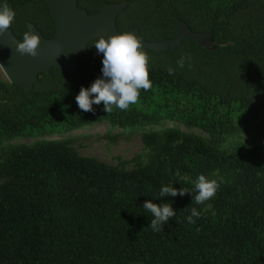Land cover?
<instances>
[{
	"label": "trees",
	"instance_id": "1",
	"mask_svg": "<svg viewBox=\"0 0 264 264\" xmlns=\"http://www.w3.org/2000/svg\"><path fill=\"white\" fill-rule=\"evenodd\" d=\"M131 1L129 10L137 5ZM139 2L136 15H149L150 23L122 24L124 32L170 39L181 19L226 45L209 50L184 40L165 52L143 50L153 87L127 111L110 114L103 102L84 112L75 99L102 78L103 55L89 50L93 42L78 70L53 69L28 93L0 80V264H264V152L253 143L264 142V0ZM4 4L22 9L11 26L20 41L17 29L39 23L29 8L46 13L42 0ZM102 122L140 131L148 163L120 170L69 147L64 135ZM26 139L33 141H19ZM200 175L223 182L197 205L191 191ZM168 185L190 193L159 198ZM148 200L171 203L177 213L160 232L148 227ZM192 207L200 212L195 224L186 219Z\"/></svg>",
	"mask_w": 264,
	"mask_h": 264
},
{
	"label": "water",
	"instance_id": "2",
	"mask_svg": "<svg viewBox=\"0 0 264 264\" xmlns=\"http://www.w3.org/2000/svg\"><path fill=\"white\" fill-rule=\"evenodd\" d=\"M52 16L56 33L45 38L37 27L27 24L30 30L40 37L38 55H21L15 51L20 41L12 29L0 35V68L9 83L21 88L25 93L33 90L34 84L42 75H49L52 69L59 73H73L80 68V60L88 51V45L95 38L107 39L123 34L116 25V19L128 6V1L104 4L98 13L89 15L78 8L77 0H45ZM127 33L136 35L142 50L165 52L178 48L184 40H192L198 47L218 50L226 44L215 41L213 31L194 32L181 19H177V31L173 38L159 41L145 40L138 28Z\"/></svg>",
	"mask_w": 264,
	"mask_h": 264
},
{
	"label": "clouds",
	"instance_id": "3",
	"mask_svg": "<svg viewBox=\"0 0 264 264\" xmlns=\"http://www.w3.org/2000/svg\"><path fill=\"white\" fill-rule=\"evenodd\" d=\"M16 13L7 4L0 7V35H3L11 28ZM40 37L34 34L30 28L23 34V40L16 45L15 51L21 55H38ZM93 46L98 54L103 55L102 78L96 79L90 88L82 87L75 97L78 107L84 112L93 111V105L104 104V111L107 114L113 112L114 108L127 111L131 105H135L141 90L149 91L152 81L149 78V57L142 50L140 39L133 33L113 35L105 39L103 36L95 38ZM89 47V46H88ZM190 60V56L187 57ZM186 57L181 56L177 61L179 68L185 65ZM169 75H173L175 69L167 68ZM94 98H91L93 97ZM220 182L215 179H207L200 175L195 181L193 203L199 205L215 197L220 187ZM190 193L185 188L177 189L172 185L162 186L159 191V198L184 196ZM145 212L151 214V223L148 225L155 232L163 230V225L176 216L171 203H153L145 201L142 205ZM200 212L191 208V214L186 217L189 224H195L193 217H199ZM179 223V221H176Z\"/></svg>",
	"mask_w": 264,
	"mask_h": 264
},
{
	"label": "rangeland",
	"instance_id": "4",
	"mask_svg": "<svg viewBox=\"0 0 264 264\" xmlns=\"http://www.w3.org/2000/svg\"><path fill=\"white\" fill-rule=\"evenodd\" d=\"M139 1L141 0H137V5L135 3L131 10L120 17L118 22V27L120 30H125L124 28L126 25L122 24L133 25L136 23L142 24L143 26L150 23V18L148 17L149 15H136L140 12V6H138L140 3ZM29 10L31 13H36L33 17L39 21L38 24L41 26V28L47 30L46 24L43 22V20L47 18L46 13L44 14L40 8L38 10V7L36 6L29 8ZM14 11L16 15H19L22 9ZM143 29L144 28H142V31ZM21 30L22 29H17V32L24 34V31L22 32ZM148 33H144L145 39H153L155 36L153 35V32L150 34ZM21 39L23 38L21 37ZM92 48L95 49L94 46H90L89 50L92 51ZM0 80L8 81L1 68ZM169 126L176 127L184 133L194 134L205 140L208 139V135L197 128L186 127L178 124H171ZM61 136L63 135H50L52 138H59ZM66 136H70L72 139L69 147L73 148L80 156L94 158L108 166L117 167L120 170H131L137 166H143L148 163L150 151L143 143L141 132L137 130H128L123 132L117 128L112 129L106 122H102L91 127H85L74 131L71 134L64 135V137ZM241 139V141L244 142L245 139L243 137ZM19 141L30 143L33 140L26 139ZM228 142L224 144V146H228ZM253 143L257 144L264 152V142L262 139L255 140ZM231 175H229L231 178L235 177V174ZM214 176H216V173H214Z\"/></svg>",
	"mask_w": 264,
	"mask_h": 264
},
{
	"label": "flooded vegetation",
	"instance_id": "5",
	"mask_svg": "<svg viewBox=\"0 0 264 264\" xmlns=\"http://www.w3.org/2000/svg\"><path fill=\"white\" fill-rule=\"evenodd\" d=\"M123 1H128L129 4L127 6V8L118 15L117 19H116V25H117V28L120 32L122 33H126V32H129L133 29H130L129 31H122L119 29L118 27V22H119V19L121 16H123L125 14L126 11H128L130 9V6H131V0H77V6L78 8H81L83 10H85L89 15H93V14H96L99 12V10L103 7L104 4H112V3H120V2H123ZM42 2L45 4V8H46V16H47V21L49 19L48 22H50L49 24H46L48 25V32L44 31L40 28V26H38V24H35L33 22H29L27 21L26 22V31H27V24L28 23H31L33 25H35L37 27V29L40 31V33L45 37V38H52L55 33H56V27H55V23H54V20L52 18V16L50 15V12H49V7H48V4L45 2V0H42ZM139 29V28H138ZM139 32L141 33V31L139 30ZM143 36V35H142ZM143 38L145 39V37L143 36ZM146 40V39H145ZM149 41V40H148ZM93 42V41H92ZM91 42V43H92ZM90 45V43H89ZM88 45V46H89ZM89 48V47H88ZM88 53V51H87ZM87 55V54H86ZM81 61V60H80ZM53 70V69H52ZM51 70V71H52ZM56 70V69H54Z\"/></svg>",
	"mask_w": 264,
	"mask_h": 264
}]
</instances>
